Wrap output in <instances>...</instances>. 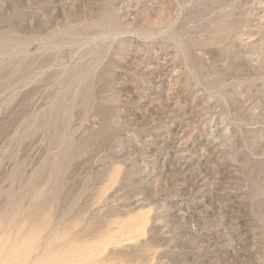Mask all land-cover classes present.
<instances>
[{
	"label": "rangeland",
	"instance_id": "obj_1",
	"mask_svg": "<svg viewBox=\"0 0 264 264\" xmlns=\"http://www.w3.org/2000/svg\"><path fill=\"white\" fill-rule=\"evenodd\" d=\"M0 264H264V0H0Z\"/></svg>",
	"mask_w": 264,
	"mask_h": 264
}]
</instances>
